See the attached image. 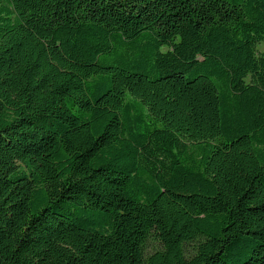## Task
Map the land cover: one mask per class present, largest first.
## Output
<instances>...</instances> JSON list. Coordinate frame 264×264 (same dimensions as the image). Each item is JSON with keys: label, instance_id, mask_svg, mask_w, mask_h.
Here are the masks:
<instances>
[{"label": "trees", "instance_id": "1", "mask_svg": "<svg viewBox=\"0 0 264 264\" xmlns=\"http://www.w3.org/2000/svg\"><path fill=\"white\" fill-rule=\"evenodd\" d=\"M0 264H264V0H0Z\"/></svg>", "mask_w": 264, "mask_h": 264}]
</instances>
